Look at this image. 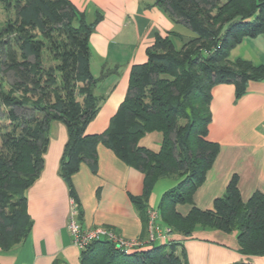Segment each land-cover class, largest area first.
<instances>
[{"label": "trees", "instance_id": "trees-1", "mask_svg": "<svg viewBox=\"0 0 264 264\" xmlns=\"http://www.w3.org/2000/svg\"><path fill=\"white\" fill-rule=\"evenodd\" d=\"M176 23L194 36L180 47L170 31L156 34L146 59L131 66L124 98L105 130L87 134V123L99 109L90 70L89 36L100 19L87 22L69 0H0V105L7 122L0 125V249L9 250L28 234L32 221L26 210V189L39 175L49 124L61 121L67 140L59 173L74 199L70 178L85 161L96 169V148L104 143L127 165L143 173V189L133 202L145 214V203L160 178L177 182L160 197V220L189 236L197 227L236 231L239 251L264 255V193L254 191L243 201L233 175L211 208L193 204L218 146L208 140L210 91L233 81L240 96L249 80L264 77V65L229 59L244 37L264 32V0H156ZM13 81L4 87L3 74ZM20 110L18 114L17 110ZM160 132L157 151L138 144L145 133ZM177 204H189L182 215ZM143 221H147L146 215ZM176 242L124 254L104 240L81 250L78 264H186Z\"/></svg>", "mask_w": 264, "mask_h": 264}, {"label": "crops", "instance_id": "crops-1", "mask_svg": "<svg viewBox=\"0 0 264 264\" xmlns=\"http://www.w3.org/2000/svg\"><path fill=\"white\" fill-rule=\"evenodd\" d=\"M69 1L84 13L87 22L100 15L89 36L90 70L96 78L104 72L106 76L96 83L95 93L102 100L85 129L87 134L100 133L107 128L125 96L131 66L145 61L146 48L156 34L179 33L176 26L180 23L156 4V0ZM179 34L174 38L176 47L190 37ZM236 58L256 66L264 65V32L244 37L235 45L229 59ZM92 64L98 69L96 75ZM209 110L207 138L217 144L218 151L203 182L193 193V204L200 209L211 208L233 175L243 201L254 191L264 193V77L249 80L240 96L235 95L233 81L214 84ZM161 139L160 132H149L140 137L138 144L157 151ZM66 140L65 125L58 120L51 121L42 169L25 192L31 228L20 243L9 250L0 249V264L79 263L81 252L66 226L72 197L59 173ZM96 160L94 171L83 161L70 178L81 227L103 226L125 239H145L147 221H143V216L147 218L148 208L158 209L162 193L176 184L159 193L153 192L157 180L142 215L132 197L142 193L143 173L120 160L104 143L97 145ZM190 206L177 204L176 210L185 215ZM170 242L177 243L176 252H183L186 264H264V255L240 253L236 231L197 227L189 236L169 232L165 239L154 244L165 246Z\"/></svg>", "mask_w": 264, "mask_h": 264}, {"label": "built area", "instance_id": "built-area-1", "mask_svg": "<svg viewBox=\"0 0 264 264\" xmlns=\"http://www.w3.org/2000/svg\"><path fill=\"white\" fill-rule=\"evenodd\" d=\"M147 237L125 239L116 234L111 228L95 226L82 228L78 221L79 206L76 200L71 198L67 216V230L74 245L81 251L95 241L104 240L112 244L113 248L124 253L132 254L142 251L157 240H163L169 234V228L160 220L158 209H147Z\"/></svg>", "mask_w": 264, "mask_h": 264}, {"label": "rangeland", "instance_id": "rangeland-1", "mask_svg": "<svg viewBox=\"0 0 264 264\" xmlns=\"http://www.w3.org/2000/svg\"><path fill=\"white\" fill-rule=\"evenodd\" d=\"M2 19H3V15H2L1 7H0V22L2 21ZM176 30L179 33H181V34L189 35L190 37L194 36V34L189 29L185 28L181 24H178L176 26ZM92 70L95 73V75H96V73H98V69H97L95 64H92ZM105 76H106V73H105L104 76L101 77V79L104 78ZM3 78H4V83L3 84H4V87L6 88V87H8V84L11 83L13 81V79H14L13 73L11 71H8L7 73L3 74ZM3 111H5V108L0 105V125H4L7 122L6 115L3 113ZM17 111H18L17 112L18 114L21 113L19 109ZM176 182H177L176 178H174L172 176H167V177L160 178L158 180V183L155 185V187L153 189V192L157 191L159 193L163 189H166V188L170 187V185H173V184L175 185Z\"/></svg>", "mask_w": 264, "mask_h": 264}]
</instances>
